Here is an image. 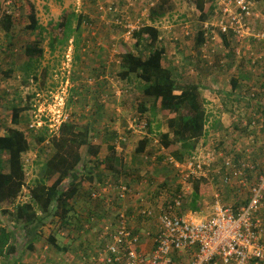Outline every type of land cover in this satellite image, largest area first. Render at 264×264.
<instances>
[{
  "label": "rangeland",
  "instance_id": "obj_1",
  "mask_svg": "<svg viewBox=\"0 0 264 264\" xmlns=\"http://www.w3.org/2000/svg\"><path fill=\"white\" fill-rule=\"evenodd\" d=\"M30 1L35 5L38 22L44 28L42 31L33 32L26 28L30 12L26 0H18L17 4L12 3L8 9L5 6V0H0V132L6 133L9 128L14 127L26 132L28 136L44 132L46 138L50 137L48 143L32 144L31 150H36L37 157L32 167L28 166L26 180L30 179L33 183L36 178L43 175L44 163L52 155L50 129L58 125L61 119L67 117L66 120L71 119L83 125L96 117L91 130V144L100 146L98 160L93 158L87 146L80 149L82 156L95 165V162L107 153L110 129L116 130L125 137L124 129L127 126L128 129L133 128L134 122L130 118L135 113L134 106L137 100L145 98L152 101V98L142 95L140 87L142 82L138 78L129 84L117 76L120 60L118 54H120L119 45L123 44L129 46L133 52H138L139 47H135L137 38L135 35H128L124 25L133 23L137 26L151 22L146 15L148 11L145 10L150 4L159 0H138L133 5H129L127 0ZM170 2L171 11L155 20V24H158L156 28L161 30L160 42L166 48L163 64L172 70L175 77L184 81L198 82L206 98L207 112L220 115L225 120L222 132L218 128L210 129L209 133L215 130L218 134L213 132L200 141L201 145L194 152V158L193 156L183 157L182 160L177 159V161L180 164L185 163L186 168L189 162L196 163L198 158L205 160L204 157L207 154L215 151L218 156L216 163L206 169V172L207 170L214 172L222 165V155L228 156V152L232 153L236 148L241 154L252 153L251 156L255 155L256 161L260 162V146L264 142V58L259 61L260 63L257 61L255 64H251L248 59L252 54L261 52L260 44L254 41L239 42L226 35L230 44L225 46L221 34L213 27V32L209 33L208 38L210 46L208 57L203 58L201 46L195 45V36L200 30L201 23L198 19V11L189 6L186 0H170ZM99 4L117 6L121 16H118V12L111 13V11L99 9ZM6 11H9L13 18L12 27L8 33L1 24L5 15L9 14ZM66 11H74L86 17L80 35L76 37L78 48L72 35L63 44L57 41L64 36L63 28L57 23L61 22L62 15ZM255 11L264 13V0H255ZM116 18H119L121 24L117 23ZM212 18L213 16L209 20ZM72 24L75 25V20ZM259 26H261L260 23ZM35 34L41 35L40 46L43 54L38 60L27 61L29 65L26 63L18 69L23 59L28 58L23 51L25 42L32 39ZM211 37L215 38L211 39ZM52 39H54L53 50L50 46ZM145 45L144 40L139 49L144 56L148 54ZM236 48L240 50L239 56L235 54ZM232 79L238 80L235 90L232 89ZM251 85L260 88L259 94L254 99L248 95ZM13 106L21 109L20 122L17 125L11 123ZM251 117L256 119V123L252 126L253 128L248 127L245 130V121L247 122ZM155 121H161V130H167L164 124L165 118L162 115L158 114ZM239 121L241 125H235ZM133 132L137 135L131 136V139L126 138L124 144L119 145L122 151H118L116 155L125 163V171L118 179L107 171L102 177L104 181L109 180L113 184L119 180L127 183L131 191L129 196L126 200H111L112 195L111 198H104L103 201L97 200L100 205L97 206L96 200L88 199L87 189L90 186L87 183L89 180H86L80 191L81 196L74 198L75 211L71 216V224L77 223L76 219L80 218L79 215L86 217L87 209L96 208L102 211L104 205V212H99L95 220L96 225L98 220L102 225L107 223V226L100 229L102 233L111 223L114 225L116 209L121 207L125 210L124 202L126 204L132 202L137 208L146 204L153 208L154 215L144 219L133 218V221H136L138 227L144 229V234L151 238L157 226L156 218L160 209L166 208V204L167 206L172 204L167 201L176 197L172 195L178 192L176 191L178 186L181 189L178 195L181 194L184 197L190 195L192 188L189 179H185L183 175L186 171L180 174L167 162L165 152L158 147V138L155 133L149 135L146 150L142 154H136L135 148L140 138L138 134H143L144 130L134 127ZM225 134L228 136L224 137ZM158 155L162 157L158 158ZM0 157L1 166L6 168L5 153ZM95 166L97 171L105 170L101 163ZM80 169L83 178L87 175L88 168L86 170L80 165ZM205 179L207 181L202 179L200 195L203 198L199 201L200 206L197 210L201 215L211 213L212 204L216 199L232 206L230 203L234 202L236 197H240L239 200L242 201V198H246L248 194L247 187L241 189L235 187V190L234 187H226L228 185L221 182L218 174ZM231 182L234 186L238 184L233 175H231ZM218 189L221 191H217ZM220 194L223 195L220 196ZM240 201L237 200L238 203L243 204ZM81 210L80 214L76 213ZM179 210H191L188 200L182 202L180 209L175 211ZM1 220L2 225H6L15 234V256H20L21 260L27 263L33 262L34 258L36 260L41 255L44 257L46 253L49 254L52 251L56 253L48 242L49 235H55L60 245L71 246L77 240L80 241L73 246L75 264L86 261L85 256L91 257L92 254H96L105 243L99 235L91 240L83 234L78 235L79 229L76 225H62L51 213L43 217L41 221L26 226H23L22 222L17 223L11 215L2 216ZM140 221L142 224L139 226ZM33 237L34 249L29 250L28 244ZM76 246L77 249H75ZM42 251L43 254H41ZM60 253L65 255L64 250ZM70 257L72 255L63 259L68 263ZM177 261V264H187V260H184V263Z\"/></svg>",
  "mask_w": 264,
  "mask_h": 264
},
{
  "label": "trees",
  "instance_id": "obj_2",
  "mask_svg": "<svg viewBox=\"0 0 264 264\" xmlns=\"http://www.w3.org/2000/svg\"><path fill=\"white\" fill-rule=\"evenodd\" d=\"M16 1L18 0H14V2ZM216 1L217 0H186L189 6L196 8L199 13L198 19L201 22L208 20L214 15ZM26 2L29 4L30 9L28 14L29 22L26 28L33 32L44 30L38 22L35 5L30 0H26ZM170 3V0H159L153 3L149 7L148 19L154 22L156 19L164 17L172 9ZM13 6H15V4ZM85 18L83 14L74 11L64 12L61 22L57 23L58 26L63 28L64 36L57 41L63 44L72 35L74 36L76 48H78L76 37L80 35L82 24L86 22ZM73 20H75V25L72 24ZM12 21L13 18L10 14H6L5 19L2 20L1 24L6 30V33L10 31ZM40 34H35L32 39L25 42L23 51L24 54L27 55L28 61L38 60L43 54V49L40 46ZM160 34L161 30L159 28L147 24L133 33L137 38L135 47H139L137 53L133 52L129 46L124 44L119 45L120 54H118V56L120 55V60L117 76L129 84L138 78L142 82L140 86L142 95L147 98H152V101L148 99L145 100V98L137 100L134 106L135 113L130 118V120L134 122V127H137L135 126L137 124H141L144 130L143 134H138L140 138L138 139L139 141L135 148V153L142 154L146 150L149 142V135L154 132L158 138V147L165 152V157L171 155L175 159L182 160L183 157L193 156L194 152L201 145L200 141L204 140L208 135H211V132L209 133L210 129L218 128V124L211 121L210 117L212 115L210 112H207L205 107L206 98L203 95L200 84L192 80L184 81L175 77L172 70L163 64L162 60L166 48L160 42ZM221 36L224 45L228 46L230 40L228 41L226 39L227 37L225 34H221ZM144 40L146 41L145 47L148 49V54L146 56L143 55L142 50H139ZM204 41V31L200 29L195 36L196 47H200ZM53 43L54 39L50 42L52 50ZM27 65H29V63H27ZM231 85L232 89L235 90L238 86V80L232 79ZM20 111L21 109L19 107H12L11 123L13 125L19 124ZM94 113H96V111ZM158 114L165 118L164 124L167 128L165 131L161 130V121H155ZM95 120L96 117L83 125L71 119L61 123L58 131L59 135L51 137L53 152L44 163L43 175L36 178L33 182L31 199L26 204L15 205L14 211H10L9 206L16 200L23 184L24 168L21 159L22 154L30 150L32 144L35 142L42 145L46 140V134L40 132L36 135L28 136L26 132L12 127L9 128L4 135H0V155L5 153L7 158L6 168H3L1 166L0 157V264H30L21 260L20 256H15V234L6 225H2V216L11 215L17 223L22 222V225L26 226L33 222L41 221L43 217L51 213L62 225H76L79 229L78 233H80V230L85 229V225H95V212L87 213L84 218H81L79 215L80 218L76 219L77 223L71 224V216L75 211L74 198L80 193L86 180H89V182H87L90 186V188L87 189L88 199L92 201L96 200L95 204L98 203L97 200L103 201L105 198L104 194L98 197L92 194L98 190V183L104 184L105 181L102 179L104 172L107 171L110 175L112 174L115 179H118L121 173L126 169V165L122 162L123 160H121V157L116 156L118 152L116 150L117 145H122L126 141V138L131 139V136L134 137V135H137L133 132L134 128L128 129L127 125V128L124 129V132L126 131L125 137L116 130L110 129L111 131H109L108 134V139L110 140L106 146L107 153L99 161L95 162V165L101 163L105 170L102 172L97 171L92 161L87 160L85 156H82L80 153V149L83 146L88 147L89 152L92 153L95 159H97L100 153V146L91 144V130L93 129ZM251 120L256 122L255 118H248V121H245V130L248 127L253 128ZM236 124L240 126L241 122H236ZM228 153L229 156L233 157V164L235 166L240 167L239 160L243 158L255 164L258 172H262L264 167V155L261 149L260 162L256 161L255 155H253V157L251 156L252 153L248 155H246V153L241 154L237 152L236 148L234 152ZM160 157L162 156L158 155V158ZM221 159L223 165V158ZM80 165L81 168H85L86 170L88 168L87 175L83 178V175L80 174ZM208 168L207 165L202 166L203 170ZM175 170L179 172V170ZM223 170L224 169H221V171ZM206 175L207 176H196L188 172L187 180L189 179L192 188L190 195L184 197L179 194L184 201L188 200L189 208L193 211L198 210L200 206L199 201L203 198V196L200 195L202 179L204 178V181H207L205 178L213 175V172L207 170ZM214 178L215 177H213V179ZM229 186L234 187V190L235 187L236 189L243 188L239 184L234 186L233 183L226 187ZM176 191L178 192L174 193L172 197H177L178 193H181L180 186H178ZM217 191L221 190L218 189ZM248 194L246 198H242V201L239 200L240 197H236L234 202L230 204L237 210L241 204L238 203L237 200L243 202V204L246 203ZM222 195L220 194V196ZM225 200L224 198V201ZM167 202L173 204L174 199ZM143 205L144 204L141 206ZM166 206L167 204L165 207ZM117 210L118 209H116V212ZM125 211L128 215L126 209ZM103 226H107V223L103 224L102 227ZM102 227H100V229ZM100 229L97 232L99 234ZM47 239L54 249L57 251L60 249L62 250L63 246L58 245L55 235H49ZM33 241L34 237L30 239L28 244L29 250L34 249V245L32 244Z\"/></svg>",
  "mask_w": 264,
  "mask_h": 264
},
{
  "label": "built area",
  "instance_id": "obj_3",
  "mask_svg": "<svg viewBox=\"0 0 264 264\" xmlns=\"http://www.w3.org/2000/svg\"><path fill=\"white\" fill-rule=\"evenodd\" d=\"M129 5H133L138 0H127ZM14 0H5V6H11ZM153 4V3H152ZM150 4V6L152 5ZM104 5V6H103ZM149 6V7H150ZM99 9L111 11L121 16L118 7L109 4H99ZM10 9V8H9ZM11 11V9H10ZM148 11L149 8L145 10ZM10 14L9 11H6ZM143 15V13L141 12ZM116 18L117 23L121 21ZM149 22V25L158 27V24ZM258 22V24H256ZM260 25L262 26H259ZM147 24L133 25L126 23L128 35ZM215 27L220 34L228 35L239 42L249 43L250 41L260 44V53L249 56L251 64H255L264 58V13L255 11V0H217L216 9L212 20L200 23V29L204 31L205 41L201 45L202 57L207 58L209 33ZM215 37H211L214 39ZM235 54L239 56V48L235 49ZM262 90V89H261ZM260 92V88L255 85L250 86L249 97L255 98ZM67 119H61L58 125L50 129L51 137L58 136L59 126ZM255 121L252 120L253 126ZM142 128L143 125H135ZM134 128V123L132 124ZM48 138L44 143H48ZM262 154L264 155V142L261 143ZM117 151H122L119 146ZM215 152V151H214ZM207 154L204 159L198 158L196 163L189 162L185 168V163L180 164L177 159L169 155L167 162L180 173L186 171L196 176H206V169L202 166L210 167L216 163L217 153ZM247 153L246 155H248ZM37 157L36 150L31 149L22 154V164L24 168V180L21 190L16 200L9 206L10 211H14L15 205H22L31 199V188L33 183L27 179L28 166ZM194 158V156H193ZM223 165L217 167L213 176H218L225 185H232L231 174L237 179V183L242 187H247V202L240 204L238 209L233 206L221 203L220 199L214 200L210 214L201 215L197 211H175L180 209L183 199L181 195L174 198V203L160 209L157 216V226L152 235L153 245L148 252L141 249V236L132 227V218L126 214L122 208L115 213V222L99 234L100 239L105 240L104 246L98 249L96 254L85 257L86 261L80 264H177V260L187 264H264V167L262 172H258L256 165L241 158L239 166L233 163V157L223 156ZM182 163V162H181ZM186 169V170H185ZM221 169H224L221 171ZM249 169V170H247ZM252 178V179H251ZM98 190L93 196H100L103 193L113 192L114 196L109 197L115 200H126L130 194V187L123 181L111 183L106 180L104 184L98 183ZM154 215L151 206L144 204L137 208L136 216L148 218ZM185 262V263H186Z\"/></svg>",
  "mask_w": 264,
  "mask_h": 264
},
{
  "label": "crops",
  "instance_id": "obj_4",
  "mask_svg": "<svg viewBox=\"0 0 264 264\" xmlns=\"http://www.w3.org/2000/svg\"><path fill=\"white\" fill-rule=\"evenodd\" d=\"M28 61V58L27 59H23V61H22V64H19V66H18V69H20V67H22V65H26V63H28L27 62ZM264 62V61H263ZM9 63H11V62H9ZM258 63H260V62H258ZM10 67V66H9ZM7 69H9V68H7ZM264 69V68H263ZM8 72H10V71H8ZM6 73V72H5ZM239 84H240V82H239ZM250 87V86H249ZM212 116L210 117L211 118V121L212 122H216L217 124H218V130L219 131H223V127L225 126L224 124H225V120L223 119V118H221V116L220 115H213V114H211ZM236 124V123H235ZM164 131V130H163ZM213 132H215V130L214 131H212L211 132V134L213 133ZM215 133H217L218 134V132H215ZM214 133V134H215ZM5 133H3V132H0V135H4ZM225 136H228V134H225L224 135V137ZM104 194V197L106 198V199H108V197H111V195H114L113 194V192H109V193H103ZM79 196H81V194L80 193H78V195H77V197L79 198ZM160 198V197H159ZM112 200V199H111ZM124 204V208L127 210V212H128V215L130 216V218H132V227H133V229L135 230V232H138L139 234H140V236H141V249L143 250V251H145V252H148L150 249H151V247H152V245H153V241H152V238H150V237H147L145 234H144V229H140L139 227H138V225H137V222L136 221H133V218H136V219H138V216H136V213H137V207H136V204H134V203H128V204H126V202H124L123 203ZM97 206H100L99 205V202L96 204ZM104 210H105V208H104V205H103V210L101 211L100 209H94V208H90V209H87V213H92V212H95L96 213V216L98 215V213L99 212H104ZM80 212H82V210L81 211H79V212H76V213H78V214H80ZM81 216H83V215H80V217ZM81 218H83V217H81ZM142 221H140L139 222V226L142 224L141 223ZM100 227H102V224H101V222L98 220V222H97V225H96V223H95V225H92V226H87V225H85V229H83V230H80V233H78V235H80V234H83V236H87L88 238H89V240H91V239H93V238H96V236L98 235V230L100 229ZM143 228V227H142ZM142 231V232H141ZM72 237H73V235H71ZM79 240H77L76 242H75V244H79ZM58 243V242H57ZM69 243H71V242H69ZM75 244H72L71 246L70 245H67V244H62V245H60L59 243H58V245L59 246H63L62 247V250H64L65 251V255L64 254H61L60 252L62 251L61 249L59 250V251H57L56 249V253H54L53 251L52 252H49V254L48 253H46V255L43 257V255H41L40 256V258H36V260H35V258L33 259V262H31L30 264H48L49 262H50V264H75V262L76 261H73V260H75V253H73L72 251L74 250L73 248V246H75ZM45 248H47V246H45ZM78 247L76 246L75 247V249H77ZM38 254V253H37ZM41 254H43V251H42V253ZM69 255H72V257H70L71 259H70V261L67 263L66 261H64V259L63 258H66V256H69ZM39 256V255H38ZM44 258V259H43ZM85 258V257H84ZM67 259V258H66ZM66 262V263H65ZM77 264V263H76Z\"/></svg>",
  "mask_w": 264,
  "mask_h": 264
}]
</instances>
